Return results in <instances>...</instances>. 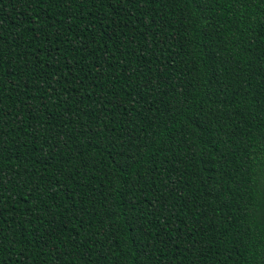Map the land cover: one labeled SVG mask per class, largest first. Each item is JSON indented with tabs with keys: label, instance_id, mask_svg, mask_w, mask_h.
<instances>
[{
	"label": "trees",
	"instance_id": "16d2710c",
	"mask_svg": "<svg viewBox=\"0 0 264 264\" xmlns=\"http://www.w3.org/2000/svg\"><path fill=\"white\" fill-rule=\"evenodd\" d=\"M0 264H264V0H0Z\"/></svg>",
	"mask_w": 264,
	"mask_h": 264
}]
</instances>
